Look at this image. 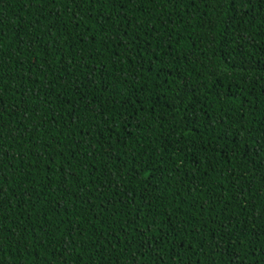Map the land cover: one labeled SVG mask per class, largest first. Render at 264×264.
Returning <instances> with one entry per match:
<instances>
[{"label":"trees","instance_id":"1","mask_svg":"<svg viewBox=\"0 0 264 264\" xmlns=\"http://www.w3.org/2000/svg\"><path fill=\"white\" fill-rule=\"evenodd\" d=\"M0 264H264V0H0Z\"/></svg>","mask_w":264,"mask_h":264}]
</instances>
